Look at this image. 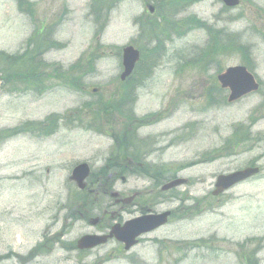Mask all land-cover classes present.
Masks as SVG:
<instances>
[{"label": "rangeland", "instance_id": "rangeland-1", "mask_svg": "<svg viewBox=\"0 0 264 264\" xmlns=\"http://www.w3.org/2000/svg\"><path fill=\"white\" fill-rule=\"evenodd\" d=\"M99 2L0 0V51L18 50L42 24L51 27L52 41L46 64L35 68L46 71L43 81L25 77L0 57V264H264V0H241L235 7L221 0H103L102 8ZM189 14L195 22L186 26ZM128 45L142 53L131 80L136 111H164L143 132L158 146L172 143L166 161L172 156L179 169L188 165L180 175L192 183L186 191L175 189L181 202L168 203L179 207L178 218L144 235L130 251L115 239L78 251L80 237L129 219L118 205L108 207L111 192L136 190L149 201L159 190L146 178L126 176L113 190L92 184L87 196L70 180L77 163L87 161L95 173L104 165L111 143L105 129L123 126L109 107L122 106L119 76ZM151 54L154 60L147 63ZM57 63L66 73L53 72ZM236 65L250 68L261 87L228 103V93L212 86L218 73ZM210 89L209 103L204 94ZM51 117H57L56 132L41 135L40 123ZM33 121L18 135L3 130ZM173 127L178 133L167 134ZM235 128L245 130L236 150L230 144ZM224 142L226 154L208 152ZM252 163L260 166L258 176L212 196L219 174ZM78 203L99 208L92 218L106 217L96 226L76 220ZM46 239H52L48 246Z\"/></svg>", "mask_w": 264, "mask_h": 264}, {"label": "flooded vegetation", "instance_id": "flooded-vegetation-1", "mask_svg": "<svg viewBox=\"0 0 264 264\" xmlns=\"http://www.w3.org/2000/svg\"><path fill=\"white\" fill-rule=\"evenodd\" d=\"M141 124L138 126H134L133 122H128L125 131H124V156L122 158V164L124 171L121 173V179L126 182V176L140 178L141 173H144L147 169L150 170V174L152 177L162 176L164 174H169L170 176L162 177V181L169 182L174 178L175 174L178 171L177 163L172 158L169 162L167 159V151L171 148L172 143L169 142L165 146H158L157 141L150 142L147 144L145 142V137L141 135ZM148 159H151L148 161ZM119 175L118 172L110 173L109 177H116ZM170 179V180H169ZM138 181V179H136ZM169 180V181H168ZM117 180L111 181L110 189H115ZM167 195L166 193H169ZM111 192V197H112ZM118 195L116 198H113V203L109 206L110 209H113L115 205H118L121 209H124L129 215V219L138 217L142 214H146V212L150 213H161L164 211L163 207L167 208L171 212V218L177 216L178 208L169 206V204H173L177 197L173 196L175 193L174 190H169L164 192L165 197L161 196L162 192L158 190L154 192V196L149 200L143 199L141 197L140 191H134L132 193L117 192ZM172 195V196H171ZM152 201V199H154ZM79 208H76V214L79 219L83 217L82 214V203L77 204ZM118 213V212H117ZM116 213H112V216ZM106 217V214L101 218L103 220ZM73 217L70 219L72 220Z\"/></svg>", "mask_w": 264, "mask_h": 264}, {"label": "water", "instance_id": "water-1", "mask_svg": "<svg viewBox=\"0 0 264 264\" xmlns=\"http://www.w3.org/2000/svg\"><path fill=\"white\" fill-rule=\"evenodd\" d=\"M223 2L229 6L233 7L239 3V0H223ZM140 53L138 50L134 49L132 46L125 47L123 49V65L124 72L121 75V79L124 80L133 71L136 62L139 60ZM219 80L224 87H229L231 89V94L229 101L236 100L242 95L254 91L257 89L258 85L255 82L253 76L247 72L244 67H232L227 69L226 72L219 75ZM259 171L258 168H247L242 171L232 173L227 176H220L217 182V190L214 192L215 195L219 194L223 190L233 186L237 182L244 180ZM88 175V167L84 164L79 166L75 170L74 177L79 181L80 185L86 176ZM182 181L177 180L173 182L172 185L180 184ZM167 214L163 216H152L147 218H141L130 223L129 226L123 228L115 227L109 236H84L79 241L80 248H92L98 244L106 242L108 237H112L113 234L122 242L125 243V248L128 250L134 244L137 243V236L142 233L154 230L166 221Z\"/></svg>", "mask_w": 264, "mask_h": 264}, {"label": "trees", "instance_id": "trees-1", "mask_svg": "<svg viewBox=\"0 0 264 264\" xmlns=\"http://www.w3.org/2000/svg\"><path fill=\"white\" fill-rule=\"evenodd\" d=\"M215 47V46H214ZM214 47H212V50L214 49ZM28 56V53H25L24 54V57H27ZM31 60V59H30Z\"/></svg>", "mask_w": 264, "mask_h": 264}]
</instances>
